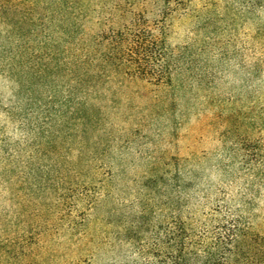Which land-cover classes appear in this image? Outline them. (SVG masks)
<instances>
[{"label":"rangeland","instance_id":"374dc122","mask_svg":"<svg viewBox=\"0 0 264 264\" xmlns=\"http://www.w3.org/2000/svg\"><path fill=\"white\" fill-rule=\"evenodd\" d=\"M52 1L0 0V264H171L181 223L264 230V0L93 2L87 95Z\"/></svg>","mask_w":264,"mask_h":264},{"label":"trees","instance_id":"16d2710c","mask_svg":"<svg viewBox=\"0 0 264 264\" xmlns=\"http://www.w3.org/2000/svg\"><path fill=\"white\" fill-rule=\"evenodd\" d=\"M97 0H53L51 2L50 21L53 28L66 35V72L78 85L84 95L89 88L99 84V78L105 70L95 63V56L78 53L71 46L76 34L78 19L91 10ZM103 1V0H99ZM111 51L103 56L101 64L112 65L117 69L124 59L121 56L120 43L126 40L123 33H113L109 38ZM77 44H75L76 46ZM132 49V47L130 48ZM132 51V50H131ZM87 102L81 106L86 110ZM86 118L87 115L82 116ZM207 231V230H205ZM177 240V254L171 258V264H264V230H256L247 217L227 216L222 223L211 231L192 234L180 224Z\"/></svg>","mask_w":264,"mask_h":264}]
</instances>
